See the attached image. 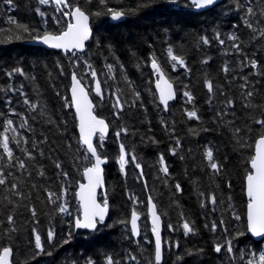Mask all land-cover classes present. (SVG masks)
<instances>
[{"label": "trees", "instance_id": "1", "mask_svg": "<svg viewBox=\"0 0 264 264\" xmlns=\"http://www.w3.org/2000/svg\"><path fill=\"white\" fill-rule=\"evenodd\" d=\"M74 2L89 13H103L100 16L90 15L93 34L83 58L97 70L105 94L101 100L92 91V78L84 76V83L96 105V113L106 118L110 126L102 150L108 157L105 180L109 215L95 231L74 230L73 218L79 212L74 194L77 182L82 179L83 167L73 162V155L78 148V133L74 112L72 107H65L64 98L67 97L70 103V75L72 71H76L78 76L83 75V62L79 68H74L63 52L27 43L31 37L16 31L7 23L8 17L12 16L40 32L59 31L64 25L58 26L52 20L57 15L55 6L39 5L38 0H14V5L10 7L0 0V28L12 29L0 34V41H7L0 43V89H7L9 85L20 88L22 85L27 98L45 111V116L41 117L40 109L32 112L22 102L24 96L19 92L0 91V133L4 130V120L12 119L13 126L20 134L17 138L28 141L19 147L15 141L11 142L15 155L21 158H24L21 148L31 150L33 142L48 137L47 143L39 144L44 156L41 157L38 150L34 151L36 160L29 162L31 176L23 170L8 169L6 161H0V164L5 165L6 172H14L9 180L18 183L20 191L29 197L23 199L10 192L8 186H0V221H6V217L13 214L16 229L8 233L6 223H0V247L8 245L13 248L15 264H85L88 258L104 264L106 255H112L121 264H148L154 255L146 212L147 195L150 194L163 219V264H229L225 252L217 255L213 251L214 244L223 243L225 237L233 241L236 250L237 259L233 264H246L249 253L264 251V239L255 241L246 230L245 161L252 154V149H239L223 127L221 119L216 117V113L223 109L229 112L223 117L224 121L235 119L237 126L244 127L247 115L242 107L245 102L240 88L244 83L243 77H248L249 90L255 92V104L264 107V40L253 41L250 31L244 26V11L237 4H244L246 0H222L200 12L193 11L187 0H179L178 4L169 3L168 0H108L107 7L101 5L99 0H91V3H86V0ZM36 8L47 13L46 25L43 22L45 18L36 12ZM107 8L124 11L125 18L117 23L110 22ZM216 33H220V38L225 40L224 45L216 40ZM233 33L240 38L237 41L241 44L239 53L231 47L233 42L228 39ZM16 35L22 39L16 40ZM202 36L210 39V45L202 44ZM169 45L173 47L174 53L185 59L190 71L179 66L173 71L167 55ZM153 57L177 90V97L169 104L168 111H164L155 94L154 75L150 68ZM209 57L211 59L207 64L202 63ZM253 59L258 63L257 69L250 67L249 61ZM106 64L114 66L113 73L108 72ZM225 64L230 69L227 74L222 71ZM14 67L24 69L26 83L21 81L19 75L11 79L5 75ZM113 74L116 79L111 78ZM125 77L141 93V100L136 102L135 107H129L135 97ZM205 80L213 82V94L205 87ZM117 88L121 89V98L126 101L119 119L113 115L115 110L111 106L115 102L111 93ZM184 91H190L193 95L192 104L186 103ZM9 98L11 104L7 103ZM225 99H233L235 108L226 109ZM193 107L201 118L199 121L189 120L185 115V109L191 110ZM12 110L20 115H13ZM233 111L235 116L231 115ZM259 114L260 109H257L256 115ZM21 115L28 118L31 131L19 128ZM49 118L54 124L46 123ZM121 127H126L128 134L122 135L120 140L142 165L147 189L139 178L140 170L133 164L126 166V175L119 169L118 142L114 133ZM7 135L12 137L17 133L8 132ZM176 138L180 140V147L176 150L177 154L172 155L170 148L176 146ZM68 143H71V149L66 147ZM206 147H212L215 159L223 164L221 175L213 174L207 167L204 157ZM161 154L169 169L168 176L160 171ZM56 159L62 162L63 170L69 173L67 182L57 175L58 170L53 164ZM41 166L45 177L37 174ZM62 183L68 187L67 200L71 215L56 212L54 206L47 203L43 192V187H47L59 193ZM177 183L181 185L182 191L176 190ZM32 184L38 187L32 189ZM201 192L216 194L214 212L210 204L201 207L204 201ZM131 195L143 203L134 205L129 199ZM10 200L14 203L10 204ZM229 203L231 208L228 207ZM25 204L36 208L38 224L34 223ZM133 207L141 214V233L138 238L131 234L129 223L121 222L130 221ZM233 212L240 216L239 220L234 219ZM221 219L224 221L223 227L219 225ZM185 220L195 228L193 234L185 236L182 228ZM213 221L218 225L215 232L211 230ZM169 225L172 227L169 228ZM32 228L37 229L46 251L52 252L51 256H33L36 249ZM50 228L56 233L52 244L47 243ZM223 228H227V233ZM69 232L72 233L70 238ZM65 239L69 242L64 243ZM176 244L179 247H175ZM198 249H203V252L195 256L188 255ZM241 253L245 255L244 261L239 259ZM129 255H134L136 260L129 259Z\"/></svg>", "mask_w": 264, "mask_h": 264}, {"label": "snow or ice", "instance_id": "2", "mask_svg": "<svg viewBox=\"0 0 264 264\" xmlns=\"http://www.w3.org/2000/svg\"><path fill=\"white\" fill-rule=\"evenodd\" d=\"M108 0H99L101 5L107 7ZM169 3L178 4L179 0H168ZM3 3L12 7L14 5V0H3ZM86 3H91V0H86ZM191 6L195 9H205L209 8L217 3V0H189ZM39 5H54L57 15L52 17L53 22L56 25H64L61 30L53 32L44 30L40 32L36 28H30L27 24L19 22L14 17L9 16L7 23L12 25L14 29L21 33H27L32 40L42 43L52 49H59L64 52L66 56L69 57L70 62L74 68H79L81 62L84 65V74L78 76L76 71L71 73V101L70 103L65 97V107H74L75 117L77 120V128L79 132L78 136V148L76 149L75 154L73 155L74 164H80L83 167L82 177L85 182H78V188L75 192V198L78 201L79 205V214L74 218V228L75 229H88V230H97L99 225L105 223L106 216L109 212V201L106 193H101L103 195V200H98L97 190L102 189L104 186L103 179V165L108 162V157L102 153L104 148V141L106 135L109 131V123L95 113L96 105L93 104V101L89 98V89L84 83V76H90L94 82V89L92 91L100 97L101 100L104 99V92L102 90L101 81L98 78L97 70L92 66L87 59H84L86 55V42L92 37V30L89 25L90 15L100 16L103 13L97 11L95 13H89L86 9L79 3L74 2V0H38ZM237 6L244 11L243 23L244 26L250 31L251 39L253 41L264 40V0H246L244 4H237ZM258 6V7H257ZM36 12L42 17L45 18L47 13L41 11L40 8H36ZM107 13L111 15L113 20H120L125 16L124 11L114 10L112 8H107ZM44 24H47V19H44ZM5 31H12V29H2L0 28V34ZM35 33V34H34ZM216 40L219 44L224 45L225 40L220 38V33L215 34ZM8 40L11 37H7ZM16 40L22 39L20 35L15 36ZM233 43L231 47L235 49L237 53L241 52V44L238 43L239 36L236 34H230L228 37ZM203 45H210L211 41L207 36H202L200 38ZM7 42V41H0ZM99 44V41H97ZM167 55L170 58L173 71L176 70L177 66L184 68L186 71L188 69L185 59L174 53L173 47L169 45L167 48ZM211 58H206L202 63L207 64ZM250 67L252 69L258 68V63L256 60L249 61ZM60 67V65H57ZM150 66L153 70V75L155 76V89L156 95H158L159 104L163 105L164 111H168L169 102L176 99V92L174 90L173 84L166 78L165 71L162 66L157 62L156 58H151ZM247 66V65H246ZM109 73H113V65L106 64ZM121 67H123L121 65ZM222 71L227 74L230 69L227 64L223 66ZM61 74L63 75V68L61 67ZM261 74V73H254ZM5 75L11 79L14 75L26 76V73L21 67H14L10 71H7ZM112 79H116L115 75L111 76ZM244 83L240 85L242 90L241 94L243 100L245 101L242 104V107L246 110L247 120L243 128L237 126L236 120H227L224 121L223 117L229 115V112L224 111L223 109L216 113V117L221 119L223 127L230 133L231 138L234 140L236 146L241 149H252V154L248 156L245 161V194L247 197V228L248 232L256 237H264V107L255 104L253 97L255 92L249 90V80L248 77H243ZM125 82L128 84L131 94L135 99L131 102L129 107H135L136 102L141 100V93L137 91L132 82L125 77ZM205 87L207 88L210 94L214 93V85L210 80H205ZM185 87H187L185 85ZM23 86L20 88H14L9 85L7 89H0V91L5 92H19L25 98L23 103L29 107L32 112H37L38 109L39 115L41 117L45 116V111L41 109V106L30 101L26 94L22 91ZM223 95V93H221ZM59 95V93H57ZM115 102L111 105L115 110L113 115L117 119L120 118V114L125 109L126 101L121 98V89L117 88L114 92L111 93ZM183 96L186 97V103L192 104L194 102V97L190 91H184ZM8 104H11L10 98L7 100ZM224 107L226 109H234L235 101L233 99H225ZM260 109V114L256 115V110ZM13 115H20L12 110ZM185 115L189 120L199 121L201 118L198 115L196 109L193 107L191 110L185 109ZM232 116H235V112L231 113ZM35 119V117H33ZM48 124H54V121L51 118L46 120ZM163 123V121H162ZM14 121L12 119L4 120V130L3 133H0V149H2V154H0V161H6V166L8 169H19L25 172H28V175L31 176L32 173L28 171L29 162L36 160V155L34 151L38 150V154L43 157L44 151L39 149V144L47 143L48 137L44 136L38 142H33L31 145V150L29 148H21L20 151L24 154V158L18 157L15 155L13 148L10 146L12 141H15L17 147L21 143L27 144L26 139L21 140L17 137L20 135L17 132V128L13 126ZM59 128V125H57ZM19 128L31 131V125L28 123V118L21 115V123ZM174 131V129H173ZM207 131V129H205ZM8 132L17 133L16 136L10 137L7 135ZM128 129L126 127H121L115 131L114 135L116 141L118 142V165L121 173H126V166L130 163L134 165L136 169H139V178L143 180V168L142 165L137 161V157L133 152H129L126 149V146L121 142L120 138L122 135H127ZM94 139L96 142L94 143ZM66 147L71 149V143L66 144ZM180 147V140L176 138V146L170 148L172 155L177 154V148ZM204 157L207 161V167L212 170V173L215 175H221L224 170L223 164H221L214 157V151L212 147H206L204 150ZM183 159V157H181ZM86 162V163H84ZM54 167L58 170L57 175L62 178L63 181L67 182L69 180V173L63 170L62 162L59 159L53 161ZM160 171L165 175H169V169L165 162L163 154L159 157ZM5 165L0 164V186H8V190L18 197L23 199H29L23 192L20 191V185L18 183H13L9 180L10 176L14 175L13 171H5ZM38 176L45 177V172L42 169V166L37 171ZM144 182L145 189H147V182ZM231 187V184L228 185ZM32 189H36L38 186L36 184L31 185ZM176 190L182 191L181 185L177 183L175 185ZM43 192L46 194L47 203L54 206L56 212L60 214L72 213L69 210V203L67 200L68 196V187L65 184H61V190L59 193L52 191L47 187H43ZM204 197V201L201 202V207H206L207 205H212V211L216 210L215 206L217 205V196L216 194L209 193L205 194L200 193ZM129 199L132 200L134 205L142 204L143 201H140L138 197L134 195L129 196ZM231 201V197H229ZM9 203H14L9 201ZM148 210L151 215V232L154 235V255L153 259L148 261V264H163V251L164 246L162 244L161 238V216L157 212V206L153 203L152 197H148ZM27 210L30 212L34 223L38 224L39 220L37 219V210L34 206L24 205ZM231 208V204L228 205ZM234 219L239 220L240 216L235 212L232 213ZM141 218V214L138 212L136 207H133L131 210L130 221H121L122 223H130V231L134 237L140 236V228L138 221ZM0 223H6L7 232L11 233L16 231L14 224L15 218L13 214H9L6 217V221H0ZM219 225L223 227L224 221L221 219ZM208 227V225H205ZM172 226L169 225V228ZM182 228L185 236L193 234L195 228L185 220L182 224ZM218 225L215 221L211 224V230L213 232L217 231ZM224 232L227 233V228H223ZM34 234V246L36 252L33 253V256H38L40 254H45L48 256L52 255L51 251H46L44 242H42L41 235L36 228H32ZM72 235L71 232L68 233L70 238ZM239 235H243L240 233ZM56 233L54 229H49L47 232V243L52 244L55 240ZM69 240L65 239L64 243H68ZM151 243V241H149ZM175 247H179L178 244ZM213 251L219 255L222 252H225L228 256L229 264L237 259L233 246V241L225 237L224 242H217L213 246ZM203 252V249L195 250L194 252L188 253L190 256L199 255ZM13 248L11 246L0 247V264H15L13 260ZM249 258L246 260V264H264V251L251 252L248 254ZM129 259L136 260L134 255H129ZM241 261L245 260L244 253H241L239 256ZM85 264H98V262L92 258H88L85 261ZM104 264H121L120 260L114 259L112 255H106L104 257Z\"/></svg>", "mask_w": 264, "mask_h": 264}, {"label": "water", "instance_id": "3", "mask_svg": "<svg viewBox=\"0 0 264 264\" xmlns=\"http://www.w3.org/2000/svg\"><path fill=\"white\" fill-rule=\"evenodd\" d=\"M189 1V0H188ZM220 2H222V0H217V3L215 4V5H217L218 3H220ZM215 5H213V6H215ZM213 6H211V7H213ZM175 7H177V5H175ZM211 7H209V8H211ZM209 8H205V9H200V10H197V9H195L193 6H191V9L193 10V11H195V12H200V11H204V10H207V9H209ZM125 18V16L124 17H122L120 20H113L112 18H111V15L109 14L108 15V20L110 21V22H112V23H117V22H119V21H122L123 19ZM89 25H90V28H91V30H92V34H93V29H92V26H91V19L89 20ZM90 40V39H89ZM88 42V41H87ZM87 42H86V44H87ZM27 43H30V44H33V45H36V46H41V47H44V48H47V49H52V48H50V47H48V46H46V45H43L42 43H39V42H36V41H34V40H32V39H30V40H28L27 41ZM54 50H59V49H54ZM60 51H62V50H60ZM63 52V51H62ZM64 53V52H63ZM150 68H151V66H150ZM166 75V74H165ZM166 78L167 79H169L168 77H167V75H166ZM156 79V78H155ZM169 81L171 82V80L169 79ZM172 84H173V87H174V90H175V92H176V97H177V91H176V87H175V85H174V83L173 82H171ZM70 86H71V75H70V83H69V87H68V93H69V97H70V100H71V92H70ZM154 88H155V80H154ZM156 90V89H155ZM158 96V95H157ZM89 98L92 100V98H91V96H90V94H89ZM175 100V99H174ZM173 100V101H174ZM93 101V100H92ZM173 101H170L169 102V104L171 103V102H173ZM93 104H94V102H93ZM163 106V105H162ZM73 108V111H74V113H75V109H74V107H72ZM99 116V115H98ZM101 117V116H100ZM76 118V117H75ZM103 118V117H102ZM105 119V118H104ZM106 120V119H105ZM106 122H107V120H106ZM76 130H77V133H78V136H79V132H78V128H77V120H76ZM109 131H110V127H109ZM109 131H108V133H107V135H106V137L108 136V134H109ZM108 163V162H107ZM106 163V164H107ZM105 164V165H106ZM105 165H103L102 167H103V179H104V186H103V188L102 189H98L97 190V198H98V200H99V191H101L102 193H106V184H105V169H104V167H105ZM143 181H146L145 180V178L143 179ZM78 182H85L84 180H82V181H78ZM77 188H78V183H77ZM77 188H76V190H77ZM76 190H75V192H76ZM149 196H151L150 194H148L147 195V201H148V197ZM152 200H153V198H152ZM153 203H155L154 202V200H153ZM156 204V203H155ZM157 206V205H156ZM157 212H158V209H157ZM147 214H148V222L150 223V225H151V215H150V212H149V210H148V204H147ZM158 214H159V212H158ZM108 215H109V212H108ZM108 215L106 216V219L108 218ZM160 215V214H159ZM161 216V215H160ZM76 217V216H75ZM74 217V218H75ZM105 219V220H106ZM138 225H139V221H138ZM73 226H74V221H73ZM131 227V226H130ZM139 228H140V226H139ZM246 228H247V205H246ZM74 230L75 231H77L78 229H75L74 228ZM86 230H88V229H86ZM91 231V230H90ZM247 233H248V235H250L254 240H256V241H259V240H262L264 237H256V236H254V235H252L250 232H248V228H247ZM152 237H153V243H154V235H153V233H152ZM137 238V237H136ZM161 238H162V244H163V220H162V217H161Z\"/></svg>", "mask_w": 264, "mask_h": 264}, {"label": "rangeland", "instance_id": "4", "mask_svg": "<svg viewBox=\"0 0 264 264\" xmlns=\"http://www.w3.org/2000/svg\"><path fill=\"white\" fill-rule=\"evenodd\" d=\"M26 80H27V76H21V81H23V82L26 83L27 82ZM23 92H24V89H23ZM23 98H25V97H23ZM23 100H22V102H23ZM29 100L32 101V102H34L32 99H29Z\"/></svg>", "mask_w": 264, "mask_h": 264}, {"label": "bare ground", "instance_id": "5", "mask_svg": "<svg viewBox=\"0 0 264 264\" xmlns=\"http://www.w3.org/2000/svg\"><path fill=\"white\" fill-rule=\"evenodd\" d=\"M246 214V213H245Z\"/></svg>", "mask_w": 264, "mask_h": 264}]
</instances>
